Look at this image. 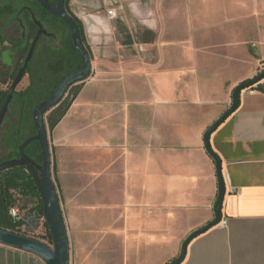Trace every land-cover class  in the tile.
<instances>
[{"label":"crops","instance_id":"crops-1","mask_svg":"<svg viewBox=\"0 0 264 264\" xmlns=\"http://www.w3.org/2000/svg\"><path fill=\"white\" fill-rule=\"evenodd\" d=\"M69 9L92 58L49 131L70 264H170L216 219L217 165L204 134L264 63V0H70ZM260 84L211 136L229 178L222 220L182 264H264ZM0 264L46 263L0 245Z\"/></svg>","mask_w":264,"mask_h":264},{"label":"trees","instance_id":"trees-1","mask_svg":"<svg viewBox=\"0 0 264 264\" xmlns=\"http://www.w3.org/2000/svg\"><path fill=\"white\" fill-rule=\"evenodd\" d=\"M57 1L50 0V6L55 7ZM69 1H66V10L79 25L83 43L91 54L83 26L70 12ZM1 21H6L5 24L9 26L16 23L20 34L14 39L0 34V85L2 87L0 110L21 63L28 53L30 44L39 30L36 22L41 23L49 34L38 41L25 76L28 77L29 83L25 88L17 89L14 93L5 124L0 129V144L3 145L6 152V156L0 161L3 163L19 158L20 146L36 134L33 117L36 107L48 100L67 76L80 70L82 61L73 45L69 27L61 19L45 10L37 0H6L0 6ZM250 81L247 80L244 83ZM250 89H254V87ZM70 90H73L72 94L63 99L46 118L50 132L56 128L69 111L80 91V86L77 84ZM255 90L263 91L261 84H258ZM26 154L36 164L42 163L41 151L37 142L32 143L26 149ZM211 157L215 160L213 156ZM19 199L36 200L37 204L30 212L35 219L44 222L47 229V240L49 244L53 245L50 230L44 219L42 198L31 174L19 166L1 171L0 229L20 235L19 231L26 222L15 220L10 215V210L16 206Z\"/></svg>","mask_w":264,"mask_h":264},{"label":"water","instance_id":"water-1","mask_svg":"<svg viewBox=\"0 0 264 264\" xmlns=\"http://www.w3.org/2000/svg\"><path fill=\"white\" fill-rule=\"evenodd\" d=\"M37 1L45 10H47L53 16L61 19L69 27L72 34L73 45L81 57L82 66L80 70L67 76L48 100L40 103L36 107L33 114L36 134L33 137L27 139L20 146L18 151L19 158L0 163V172L19 166L27 170L33 177L42 198L44 219L52 236L53 247H50L41 241L2 229H0V245L33 254L43 260L46 264H70V242L58 193L52 179V155L49 144V130L46 124V116L61 103L72 86L82 83L90 77L92 73V58L83 43L79 25L66 10L65 4L67 0H58L55 7L50 6V0ZM36 25L38 26L39 30L30 44L28 53L21 63L16 78L13 81L9 93L0 110V129L2 128L9 113L14 93L26 76L27 68L33 57L35 47L40 38L47 34L41 23L36 22ZM262 80H264V73L250 82H243L239 84L232 94L233 101L230 109L204 134L206 150L211 156L215 158L217 165L219 193L217 204L215 206L216 219L206 227L190 235L182 245L180 256L170 264H182L185 261L189 244L196 237L202 235L221 223L222 206L226 195V183L222 173V163L219 157L213 152L210 145V139L213 133L221 126V124H223L232 114L237 111L240 103L241 93L244 90L250 89L252 86L261 82ZM34 142H37L40 147L42 157L41 164H36L26 154V149Z\"/></svg>","mask_w":264,"mask_h":264},{"label":"rangeland","instance_id":"rangeland-1","mask_svg":"<svg viewBox=\"0 0 264 264\" xmlns=\"http://www.w3.org/2000/svg\"><path fill=\"white\" fill-rule=\"evenodd\" d=\"M5 2H6V0H0V6H2ZM5 23H6V21L0 22V34L1 35L8 37V38H11V39H14L16 36H19V29H18V26L16 25V23H14L10 26L6 25ZM214 38L217 40V39H219V36L215 35ZM209 39L212 40L213 37L211 36ZM241 71L243 73L244 72L248 73L249 68L248 67L247 68H241ZM262 73H264V63L261 64V66L259 67L258 72L256 73L255 77L251 78L250 80H254L255 78H257ZM261 82L255 84L252 87L257 86ZM27 85H28V77H25L23 82L18 87V90L25 88ZM73 90H70V92L66 94L64 99L68 98L72 94ZM232 101H233V98L231 100V104H232ZM231 104H230V107H231ZM230 107H229V109H230ZM48 115L49 114H47V116ZM47 116H46V118H47ZM47 127H48V125H47ZM5 156H6V152L4 150V147L2 144H0V161ZM36 204H37L36 200H29V199H19L18 200L16 206L14 207V210H16V212H17V220H24L26 222L25 225L19 231V233H20V235H25L26 237L41 241V242L47 244L48 246L53 247V245L49 244V242L47 240V237H46L47 236V229L44 225V222L40 219L39 220L35 219L33 217L32 213L30 212V210L34 206H36Z\"/></svg>","mask_w":264,"mask_h":264},{"label":"built area","instance_id":"built-area-1","mask_svg":"<svg viewBox=\"0 0 264 264\" xmlns=\"http://www.w3.org/2000/svg\"><path fill=\"white\" fill-rule=\"evenodd\" d=\"M108 17L113 20L115 18H117V8H113L111 10L108 11ZM224 180H225V183H226V187H227V184L229 182V178L228 176H224ZM10 215L12 216L13 219H17V212L16 210H14V208H12L10 210Z\"/></svg>","mask_w":264,"mask_h":264},{"label":"flooded vegetation","instance_id":"flooded-vegetation-1","mask_svg":"<svg viewBox=\"0 0 264 264\" xmlns=\"http://www.w3.org/2000/svg\"><path fill=\"white\" fill-rule=\"evenodd\" d=\"M44 29H45V28H44ZM69 30H70V29H69ZM45 31H46V30H45ZM37 32H38V31H37ZM70 32H71V31H70ZM46 33H47V34H46V35H43L42 37H44V36H48V35H49L47 31H46ZM36 34H37V33H36ZM36 34H35V35H36ZM71 35H72V34H71ZM42 37H41V38H42ZM41 38H40V39H41ZM28 83H29V82H28ZM74 86H75V85H74ZM72 87H73V86H72Z\"/></svg>","mask_w":264,"mask_h":264}]
</instances>
